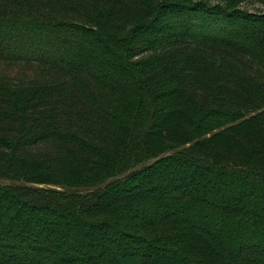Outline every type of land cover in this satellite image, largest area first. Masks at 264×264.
<instances>
[{
  "label": "trees",
  "instance_id": "obj_1",
  "mask_svg": "<svg viewBox=\"0 0 264 264\" xmlns=\"http://www.w3.org/2000/svg\"><path fill=\"white\" fill-rule=\"evenodd\" d=\"M0 264H264V0H0Z\"/></svg>",
  "mask_w": 264,
  "mask_h": 264
},
{
  "label": "rangeland",
  "instance_id": "obj_2",
  "mask_svg": "<svg viewBox=\"0 0 264 264\" xmlns=\"http://www.w3.org/2000/svg\"><path fill=\"white\" fill-rule=\"evenodd\" d=\"M0 182H2V183H9V181H6L4 179H0Z\"/></svg>",
  "mask_w": 264,
  "mask_h": 264
}]
</instances>
